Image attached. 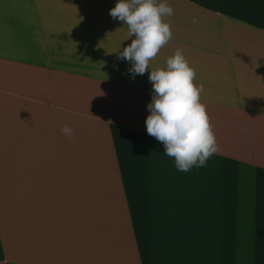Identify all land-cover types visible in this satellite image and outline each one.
Returning a JSON list of instances; mask_svg holds the SVG:
<instances>
[{
  "label": "crops",
  "instance_id": "0c3cea01",
  "mask_svg": "<svg viewBox=\"0 0 264 264\" xmlns=\"http://www.w3.org/2000/svg\"><path fill=\"white\" fill-rule=\"evenodd\" d=\"M116 3L0 0V264H264V30L167 0L150 70L183 51L218 145L181 172Z\"/></svg>",
  "mask_w": 264,
  "mask_h": 264
},
{
  "label": "clouds",
  "instance_id": "9594fccd",
  "mask_svg": "<svg viewBox=\"0 0 264 264\" xmlns=\"http://www.w3.org/2000/svg\"><path fill=\"white\" fill-rule=\"evenodd\" d=\"M173 12L167 0H117L109 15L126 25L128 37L132 38L117 58L131 64L128 71L133 78L149 73L153 92L147 105V134L162 143L164 153L174 158L179 171L188 172L205 166L218 152V145L200 100L204 86L194 84L196 71L183 51L177 48L167 58L166 67L150 70L151 62L172 39L171 24L165 18ZM197 22L193 19V23ZM61 132L71 138L73 130L64 126Z\"/></svg>",
  "mask_w": 264,
  "mask_h": 264
},
{
  "label": "trees",
  "instance_id": "16d2710c",
  "mask_svg": "<svg viewBox=\"0 0 264 264\" xmlns=\"http://www.w3.org/2000/svg\"><path fill=\"white\" fill-rule=\"evenodd\" d=\"M201 8L264 30V0H187Z\"/></svg>",
  "mask_w": 264,
  "mask_h": 264
}]
</instances>
